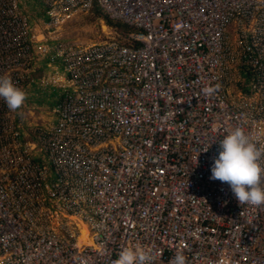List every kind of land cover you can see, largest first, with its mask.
<instances>
[{"label": "built area", "instance_id": "1", "mask_svg": "<svg viewBox=\"0 0 264 264\" xmlns=\"http://www.w3.org/2000/svg\"><path fill=\"white\" fill-rule=\"evenodd\" d=\"M27 1L46 11L37 32ZM97 3L138 46L108 27L55 36ZM0 76L58 93L29 136L0 97V264H113L126 247L264 264V206L210 179L235 127L264 143V0H0Z\"/></svg>", "mask_w": 264, "mask_h": 264}, {"label": "clouds", "instance_id": "2", "mask_svg": "<svg viewBox=\"0 0 264 264\" xmlns=\"http://www.w3.org/2000/svg\"><path fill=\"white\" fill-rule=\"evenodd\" d=\"M220 84L205 87V95H213ZM0 97L15 112L23 107L28 92L18 87L9 76H0ZM214 158L210 179L227 183L240 205L264 206V143L252 140L243 126L224 136ZM153 255L139 247H126L113 264H152ZM170 264H188L185 255L177 252Z\"/></svg>", "mask_w": 264, "mask_h": 264}, {"label": "rangeland", "instance_id": "3", "mask_svg": "<svg viewBox=\"0 0 264 264\" xmlns=\"http://www.w3.org/2000/svg\"><path fill=\"white\" fill-rule=\"evenodd\" d=\"M25 11L28 15L32 14L31 16L34 17L33 24L36 27V32L44 27L43 23L46 20L44 8L27 1L25 3ZM57 31L55 36L59 35L62 41L75 44L100 43L106 39V36L110 35L109 29L103 22H96L92 17H87L86 14L73 17ZM38 61H40V57ZM36 71L34 74L35 83L38 81L36 78H41L50 69L43 67V62H38ZM39 83H42V81H39ZM34 86L35 89L27 91L28 98L23 107L17 110L18 122L28 136L36 126H42L52 120V109L58 101V95L54 88L40 85ZM26 135L24 136L26 137Z\"/></svg>", "mask_w": 264, "mask_h": 264}, {"label": "trees", "instance_id": "4", "mask_svg": "<svg viewBox=\"0 0 264 264\" xmlns=\"http://www.w3.org/2000/svg\"><path fill=\"white\" fill-rule=\"evenodd\" d=\"M86 16L92 17V19L96 22H103L106 27L114 31L119 42L124 43L125 45H128L130 47L135 46L134 44H136L137 46L139 45L137 43H133L132 41L129 42L128 38L131 35L137 34L141 31L129 23L112 18L107 10L104 9L100 4H95L92 10L86 14ZM33 88L35 89V86H33Z\"/></svg>", "mask_w": 264, "mask_h": 264}, {"label": "crops", "instance_id": "5", "mask_svg": "<svg viewBox=\"0 0 264 264\" xmlns=\"http://www.w3.org/2000/svg\"><path fill=\"white\" fill-rule=\"evenodd\" d=\"M57 93V92H56ZM57 95H58V93H57Z\"/></svg>", "mask_w": 264, "mask_h": 264}]
</instances>
